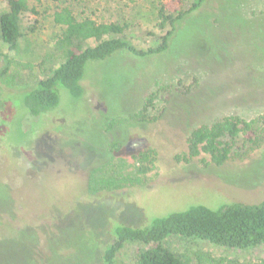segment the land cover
Masks as SVG:
<instances>
[{
    "label": "rangeland",
    "instance_id": "374dc122",
    "mask_svg": "<svg viewBox=\"0 0 264 264\" xmlns=\"http://www.w3.org/2000/svg\"><path fill=\"white\" fill-rule=\"evenodd\" d=\"M28 1L22 30L31 50L0 46V264H99L120 225L264 200V133L258 145L238 137L222 166L207 154L183 158L194 128L264 115V0H208L178 23L164 52L91 62L82 98L62 89L58 106L38 113L24 91L60 63L50 52L62 32L58 8L119 21L141 46L164 32L161 0ZM166 244L185 264L264 259V245L231 249L177 235ZM141 248L126 244L117 263L134 264Z\"/></svg>",
    "mask_w": 264,
    "mask_h": 264
},
{
    "label": "trees",
    "instance_id": "16d2710c",
    "mask_svg": "<svg viewBox=\"0 0 264 264\" xmlns=\"http://www.w3.org/2000/svg\"><path fill=\"white\" fill-rule=\"evenodd\" d=\"M207 1L161 0L157 18L164 33L144 46L124 36L126 25L119 21L98 20L88 15L78 17L70 6L58 8L53 19L62 27V32L50 52L60 63L52 75L24 91V102L32 113H38L58 106L62 89L76 99L82 98L85 93L82 79L89 63L106 60L119 51L142 57L164 52L178 23ZM28 10V0H7L4 7L0 4V46L22 56L31 50V40L22 30L23 15ZM5 57L8 60V56ZM6 72L7 66L0 71V76ZM263 133L264 115L252 120L236 114L227 115L194 128L188 138L187 155L183 158L189 161L207 154L211 164L222 166L231 158L238 137L258 145ZM174 235L198 238L231 249L264 245V200L256 204L232 202L216 209L198 204L155 218L145 227L120 225L99 264H118L117 255L132 242L145 246L138 250L134 264H185L166 244ZM255 264H264V259Z\"/></svg>",
    "mask_w": 264,
    "mask_h": 264
},
{
    "label": "flooded vegetation",
    "instance_id": "af4514ba",
    "mask_svg": "<svg viewBox=\"0 0 264 264\" xmlns=\"http://www.w3.org/2000/svg\"><path fill=\"white\" fill-rule=\"evenodd\" d=\"M57 150H58V149H57ZM58 151L62 153V149H61V151H60V150H58Z\"/></svg>",
    "mask_w": 264,
    "mask_h": 264
}]
</instances>
